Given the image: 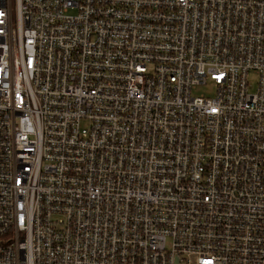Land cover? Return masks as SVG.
Listing matches in <instances>:
<instances>
[{
	"label": "built area",
	"instance_id": "2783aa9c",
	"mask_svg": "<svg viewBox=\"0 0 264 264\" xmlns=\"http://www.w3.org/2000/svg\"><path fill=\"white\" fill-rule=\"evenodd\" d=\"M0 13V264H264V0Z\"/></svg>",
	"mask_w": 264,
	"mask_h": 264
},
{
	"label": "rangeland",
	"instance_id": "374dc122",
	"mask_svg": "<svg viewBox=\"0 0 264 264\" xmlns=\"http://www.w3.org/2000/svg\"><path fill=\"white\" fill-rule=\"evenodd\" d=\"M256 75L254 74H250L249 75V86H248V90L250 92H253L255 89V85H256ZM192 93L194 95H199V94H211L212 91L209 87V85L207 86H202V87H198L197 89L193 90Z\"/></svg>",
	"mask_w": 264,
	"mask_h": 264
},
{
	"label": "snow or ice",
	"instance_id": "6c2138e0",
	"mask_svg": "<svg viewBox=\"0 0 264 264\" xmlns=\"http://www.w3.org/2000/svg\"><path fill=\"white\" fill-rule=\"evenodd\" d=\"M0 15H2V13H0ZM213 111H215V109Z\"/></svg>",
	"mask_w": 264,
	"mask_h": 264
},
{
	"label": "bare ground",
	"instance_id": "6f19581e",
	"mask_svg": "<svg viewBox=\"0 0 264 264\" xmlns=\"http://www.w3.org/2000/svg\"><path fill=\"white\" fill-rule=\"evenodd\" d=\"M254 75H256V74H254ZM207 86V85H206Z\"/></svg>",
	"mask_w": 264,
	"mask_h": 264
}]
</instances>
